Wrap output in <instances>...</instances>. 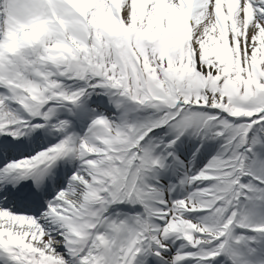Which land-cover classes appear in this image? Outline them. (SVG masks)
<instances>
[{
	"label": "snow or ice",
	"instance_id": "6c2138e0",
	"mask_svg": "<svg viewBox=\"0 0 264 264\" xmlns=\"http://www.w3.org/2000/svg\"><path fill=\"white\" fill-rule=\"evenodd\" d=\"M0 264H264V0H0Z\"/></svg>",
	"mask_w": 264,
	"mask_h": 264
},
{
	"label": "bare ground",
	"instance_id": "6f19581e",
	"mask_svg": "<svg viewBox=\"0 0 264 264\" xmlns=\"http://www.w3.org/2000/svg\"><path fill=\"white\" fill-rule=\"evenodd\" d=\"M177 155H179L180 158H181L182 160H184L186 163L189 162V161H192V160L184 159V158L182 157V154H180L179 152H177Z\"/></svg>",
	"mask_w": 264,
	"mask_h": 264
}]
</instances>
